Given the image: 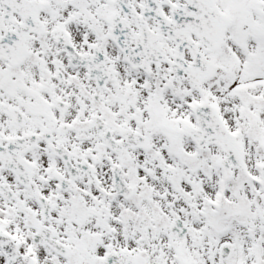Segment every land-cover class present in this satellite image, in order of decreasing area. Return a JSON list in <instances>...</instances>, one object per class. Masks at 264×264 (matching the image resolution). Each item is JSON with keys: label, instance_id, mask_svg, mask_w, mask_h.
Masks as SVG:
<instances>
[{"label": "snow or ice", "instance_id": "snow-or-ice-1", "mask_svg": "<svg viewBox=\"0 0 264 264\" xmlns=\"http://www.w3.org/2000/svg\"><path fill=\"white\" fill-rule=\"evenodd\" d=\"M0 264H264V0H0Z\"/></svg>", "mask_w": 264, "mask_h": 264}]
</instances>
